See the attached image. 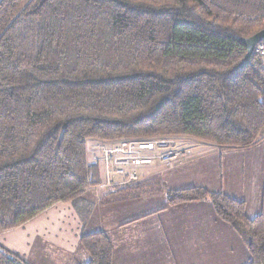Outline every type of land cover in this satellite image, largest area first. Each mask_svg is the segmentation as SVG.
I'll return each mask as SVG.
<instances>
[{
  "label": "trees",
  "instance_id": "obj_1",
  "mask_svg": "<svg viewBox=\"0 0 264 264\" xmlns=\"http://www.w3.org/2000/svg\"><path fill=\"white\" fill-rule=\"evenodd\" d=\"M263 29L264 0H0V234L59 203L77 207L100 184L88 140L255 145L264 59L247 58L242 39ZM166 194L168 206L209 200L248 264H264V212L251 218L245 201L203 187ZM80 246L87 264H113L105 232ZM0 264L26 263L0 246Z\"/></svg>",
  "mask_w": 264,
  "mask_h": 264
},
{
  "label": "rangeland",
  "instance_id": "obj_2",
  "mask_svg": "<svg viewBox=\"0 0 264 264\" xmlns=\"http://www.w3.org/2000/svg\"><path fill=\"white\" fill-rule=\"evenodd\" d=\"M130 139L166 141V144L168 142L167 145H170L176 152L187 153V166L175 170L173 169L177 166H166L161 162V157L166 149L158 145L154 151L146 153L147 156L153 158V162L140 168L142 174L136 183L112 189H105L99 184L90 189L83 197V201L77 204L79 211L81 210L80 212L83 213L89 209L91 215L96 220L99 219L101 229L109 231L111 236L117 235V231L114 230L120 223H127L131 219L155 212L134 224H128L130 227L127 226L124 231L125 235L153 238L162 237L170 232L172 236H168L174 237V239L177 237L185 239L204 237L208 241L207 249L210 250V255H206L209 259L202 256L204 258L202 264H246L243 261H245L246 254H249L247 247L235 239L239 238V235L232 227L217 217L209 200L168 206L167 194L162 184L168 182L170 185L168 190L203 187L215 193L224 192L232 198L236 197L234 196L236 194L238 200H246L247 215L251 218L255 217L264 212V145H255L254 149L245 152L239 151L241 153H231L228 151L235 149L220 148L212 142L188 136L164 135ZM117 141L120 140H88V159L91 148ZM218 151L223 154H213ZM166 171L168 172L166 173ZM157 180L159 185L144 190L138 188L136 190L142 191L137 193L129 192L128 195H123L125 193L114 194V192L108 191L122 190L148 182L156 183ZM101 198L100 203L99 199ZM0 246L2 245L0 244ZM2 248L7 249L4 246ZM38 248L39 243L33 248L35 255L38 254ZM230 248H234L235 252H231ZM174 250L176 251V247ZM9 252L12 253L10 250Z\"/></svg>",
  "mask_w": 264,
  "mask_h": 264
},
{
  "label": "crops",
  "instance_id": "obj_3",
  "mask_svg": "<svg viewBox=\"0 0 264 264\" xmlns=\"http://www.w3.org/2000/svg\"><path fill=\"white\" fill-rule=\"evenodd\" d=\"M255 145L263 146L264 137ZM253 146L229 150L228 152L241 153L254 149ZM213 154L221 155L223 153L218 151L217 153L213 152ZM184 166H187V164L177 166L173 170ZM166 183L162 184L165 192L169 189L168 186H170L168 182ZM234 196V199H239L237 198L238 195L235 194ZM99 200L101 203L102 198ZM242 201L246 203V200L243 199ZM134 205L136 206V204ZM80 211L71 203H59L24 226L0 234V244L17 254L26 264H87L90 259L87 252L80 246L81 237L93 231H103L113 242V264H202L204 260L202 256L209 259L206 256L207 254L210 255V250L207 249L209 244L204 237H192L189 239L177 237L174 239V237L171 238L170 232L162 237L153 238L129 237L125 235L126 232L124 231L129 226L128 224H134L140 219L155 214V212L131 219L127 223H120L116 226L117 229L114 230L117 231V235L111 236L108 233L109 231L101 229L102 226L99 223V219L96 220L91 215L89 209H86L83 213ZM235 239L242 243V245L245 244L240 236ZM37 243H39V248L38 254L35 255L33 248ZM175 247L176 251L174 250ZM230 249L231 252H235L234 248ZM249 259V254H246L245 261L243 262L247 264Z\"/></svg>",
  "mask_w": 264,
  "mask_h": 264
},
{
  "label": "built area",
  "instance_id": "obj_4",
  "mask_svg": "<svg viewBox=\"0 0 264 264\" xmlns=\"http://www.w3.org/2000/svg\"><path fill=\"white\" fill-rule=\"evenodd\" d=\"M254 53L264 59V40L256 45ZM167 144L166 141L159 139L120 140L91 148L88 160L98 165L100 169V187L112 189L127 186L140 179L142 174L140 168L153 162V158L147 156L146 153L154 151L158 145L166 149L161 157V162L166 166L176 167L186 164L187 153L176 152Z\"/></svg>",
  "mask_w": 264,
  "mask_h": 264
},
{
  "label": "water",
  "instance_id": "obj_5",
  "mask_svg": "<svg viewBox=\"0 0 264 264\" xmlns=\"http://www.w3.org/2000/svg\"><path fill=\"white\" fill-rule=\"evenodd\" d=\"M262 40H264V29L249 38L242 39L243 44L247 48V58L253 55L256 45L259 44Z\"/></svg>",
  "mask_w": 264,
  "mask_h": 264
}]
</instances>
